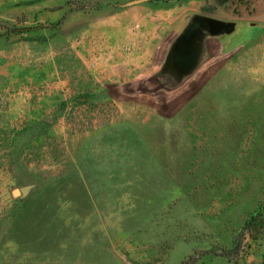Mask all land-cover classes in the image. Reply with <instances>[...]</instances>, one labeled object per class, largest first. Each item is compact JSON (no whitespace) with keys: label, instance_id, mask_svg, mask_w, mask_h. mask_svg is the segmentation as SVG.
Listing matches in <instances>:
<instances>
[{"label":"rangeland","instance_id":"rangeland-1","mask_svg":"<svg viewBox=\"0 0 264 264\" xmlns=\"http://www.w3.org/2000/svg\"><path fill=\"white\" fill-rule=\"evenodd\" d=\"M263 205L264 0H0V264H264Z\"/></svg>","mask_w":264,"mask_h":264},{"label":"crops","instance_id":"crops-1","mask_svg":"<svg viewBox=\"0 0 264 264\" xmlns=\"http://www.w3.org/2000/svg\"><path fill=\"white\" fill-rule=\"evenodd\" d=\"M194 18L195 17H193L188 22L186 27H184L182 29V31L174 38V40L172 41V43L170 44V46L166 52L164 61L161 65V73H164L165 80L173 81L174 84H176V83L179 84L180 79L178 78V70L175 66H171V68L167 70L166 69L167 60H168V57L174 51H176L178 49L177 45L180 44V39L183 38V40L184 39L186 40L189 37L191 31L195 28V26H194L191 28L190 31H188V29H189L190 25L192 24ZM210 19H214V20H218V21H222V22H227V21H224L223 19H218V18H210ZM227 23H229V22H227ZM195 25H197V26L199 25L201 27V29L203 27L202 24L196 23ZM203 32H205V33H203L202 36L200 37V45L196 48V51H194L195 55H197V63L195 64L196 66H195L193 74H195L198 71V69L206 62V60H208V58L210 56V50L212 49V43L211 42H213L215 39H217L219 37L226 36V35H221L218 37H211L206 31H203ZM176 60H178L177 62L181 66H182V64H185V62L183 61V59L179 55L176 57ZM180 63H182V64H180Z\"/></svg>","mask_w":264,"mask_h":264},{"label":"trees","instance_id":"trees-1","mask_svg":"<svg viewBox=\"0 0 264 264\" xmlns=\"http://www.w3.org/2000/svg\"><path fill=\"white\" fill-rule=\"evenodd\" d=\"M244 231L240 240L236 242L235 252L239 256L243 252V240L245 236L249 237L252 241H257L261 236L264 238V205L256 209L246 220L244 224Z\"/></svg>","mask_w":264,"mask_h":264},{"label":"water","instance_id":"water-1","mask_svg":"<svg viewBox=\"0 0 264 264\" xmlns=\"http://www.w3.org/2000/svg\"><path fill=\"white\" fill-rule=\"evenodd\" d=\"M196 23L202 24L203 25L202 30L206 31L211 37L230 35L234 31V24L232 23L222 22V21H218L206 17H199V16L193 19V22L190 25L188 31H190L193 25ZM12 195L13 197H17L19 195V191L15 190Z\"/></svg>","mask_w":264,"mask_h":264}]
</instances>
